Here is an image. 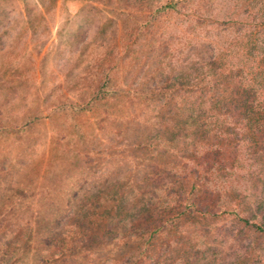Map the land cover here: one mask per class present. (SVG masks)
<instances>
[{
  "label": "rangeland",
  "instance_id": "374dc122",
  "mask_svg": "<svg viewBox=\"0 0 264 264\" xmlns=\"http://www.w3.org/2000/svg\"><path fill=\"white\" fill-rule=\"evenodd\" d=\"M255 31L264 35V0H0V264H264V132L239 123L236 137L165 158L163 117L140 128L47 117L56 99L88 92L102 63L123 62L115 83L145 91ZM66 142L93 151L49 159ZM110 188L124 192L127 216L105 235L69 217L67 192ZM159 202L172 217L162 231L147 215Z\"/></svg>",
  "mask_w": 264,
  "mask_h": 264
},
{
  "label": "trees",
  "instance_id": "16d2710c",
  "mask_svg": "<svg viewBox=\"0 0 264 264\" xmlns=\"http://www.w3.org/2000/svg\"><path fill=\"white\" fill-rule=\"evenodd\" d=\"M172 6L174 5L170 2L163 7ZM241 39L244 41L238 46L241 53L237 49L231 54L213 57L211 61L204 60L192 66L188 74L181 72L178 77H172V81L167 79L164 84L157 82L145 91L141 81L125 80L115 83L116 79L111 72L123 70V62L112 65L102 63L97 72L100 76H95L92 85L91 83L85 85L87 90L89 89L88 92L85 91L82 97L65 96L63 99L61 97L56 99L51 104L47 117L53 119L71 116L78 119L89 113L88 118L84 119V122H87L86 126L90 125L88 120L91 117L95 124L104 120L112 124L119 123L137 128L143 127L144 124H153L163 117L159 124L163 133L158 135L163 146L157 154L164 155L165 158L172 152H179L184 145L187 148L188 144L194 145L190 153L194 155L204 140L207 141L213 136L217 138L225 136L224 133H228V130L232 132L230 135L236 137L234 129L240 128L239 123L247 125L246 131L253 137L257 132H264V35L255 31L242 36ZM240 55L242 59H239ZM230 57L236 58L237 61H232ZM97 107H105L108 110L106 109V114L104 111L98 115L96 113L95 117ZM149 111L154 112L153 115ZM69 144L70 142H66L64 145L50 147L49 159L61 158V155L67 152L71 158L77 159L79 156L88 157L93 151L88 147L82 153L72 144L70 150ZM132 144L138 147L148 146L149 142L136 141ZM188 156H181V159L187 160ZM65 195L76 204L74 206L76 211L69 217L75 218L79 213L77 218L82 222L77 224H94L103 235L109 231L110 225L121 221L122 216H127L128 203H125L123 191H112L110 188L106 191L88 193L84 189L80 194L74 191ZM156 205H159V208L158 206L152 210L147 208V215L158 220L153 230L162 231L167 229L172 221L171 216L164 219L165 214H162L164 208L170 206L165 205L161 209L160 206L163 204L159 202ZM174 210L176 211L173 207V212ZM177 215L179 214L175 216ZM127 226L128 224L122 225L124 233L128 230Z\"/></svg>",
  "mask_w": 264,
  "mask_h": 264
}]
</instances>
